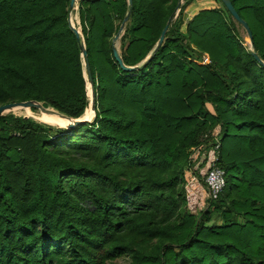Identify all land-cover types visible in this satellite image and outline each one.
I'll use <instances>...</instances> for the list:
<instances>
[{
	"label": "trees",
	"instance_id": "1",
	"mask_svg": "<svg viewBox=\"0 0 264 264\" xmlns=\"http://www.w3.org/2000/svg\"><path fill=\"white\" fill-rule=\"evenodd\" d=\"M193 1L79 2L96 119L67 130L0 117V264H264V0H230L251 48L227 10L198 12L183 33ZM70 2L0 0V106L84 115ZM127 16L130 72L113 54ZM214 137L225 187L211 200Z\"/></svg>",
	"mask_w": 264,
	"mask_h": 264
},
{
	"label": "water",
	"instance_id": "2",
	"mask_svg": "<svg viewBox=\"0 0 264 264\" xmlns=\"http://www.w3.org/2000/svg\"><path fill=\"white\" fill-rule=\"evenodd\" d=\"M220 1L224 5L226 10L230 13L232 18L239 25H241L243 27V29L246 31V34L248 35V38L250 41V44L252 45V35L250 32V29L247 26V24L238 16V14L236 13L235 9L233 8L230 0H220ZM129 2H131V0H129ZM74 4H75V0H71V2H70V9L71 10L73 9ZM127 21H128V16L125 17L124 21L122 22V25L120 27V31L123 30ZM169 22L170 21H168L167 25L164 27V29L161 32L160 38H159L157 45H156V49L161 47V45L165 41V36H166L167 30L169 27ZM69 24H70L71 29L75 33L77 39L80 41V51H81L82 65H83V69H84L83 75H84V79H85V88H86V97H87V104H86V108L84 111V115L79 119H74V118H70V117L63 115L60 112H58L52 108H49V107L45 108L42 103H39L36 101H27V102L10 103V104H5V105L0 106V117L10 115V114H16V112H18V111H24L26 113V115L24 116L26 119L27 118H33L34 120H36L42 124L53 126V127L60 128V129H67V130H71L80 124H91L95 121V119H96V96H95V91L93 88V83H92V79H91V75H90V69H89L87 53L85 50V44H84L83 37L81 36L80 31L77 28L72 26L70 19H69ZM113 54H114L115 61L118 63V65L122 69L129 71V72L138 69V67L125 68L121 57L118 55V53L115 49L113 51ZM254 57L257 61L262 63L260 58L256 54H254ZM32 109L37 110L40 114V117L33 116ZM88 109H91V111L93 113V116L91 118H85L84 117L87 114ZM46 117H52L56 120L63 121L64 124L61 125V124L56 123V122L54 123L53 121H48L46 119Z\"/></svg>",
	"mask_w": 264,
	"mask_h": 264
},
{
	"label": "rangeland",
	"instance_id": "3",
	"mask_svg": "<svg viewBox=\"0 0 264 264\" xmlns=\"http://www.w3.org/2000/svg\"><path fill=\"white\" fill-rule=\"evenodd\" d=\"M78 1H80V0H75L74 7H73L72 12L70 14V21L72 23V26L77 28L80 31L81 36L83 37L82 31H81V27H80V21H79V17H78V13H77L78 4H79ZM215 2L217 3L218 9H210V10H219V11L223 12L225 18L227 20H229V16H228V14L226 12V8L221 3V1L220 0H215ZM182 3H183V0H181L180 4H182ZM186 9L183 12L184 25L181 27V31L183 33L185 32L188 23L193 18V16L191 18H189L190 14H192L194 12V11H190V13L187 15V13H186L187 10ZM178 15H179V11L176 10L174 20L177 18ZM174 24H175V22H174ZM121 25H122V23L120 24V27H121ZM238 28H239V33H240V36H241L240 39L242 40L244 46L251 48V44H250L248 35L246 34V31L242 27H238ZM124 31H125V26H124L122 31H120V29H119L118 33L114 36L115 50L117 51L119 56L124 52V49L126 48V46H125L126 44L122 40V37L124 35ZM203 62H204V58H203ZM15 115L17 117H21V116H25L26 113L24 111H18V112H16ZM33 116L40 117V114H39L38 111L37 112H33ZM187 178L189 179L190 177L187 175ZM188 179H187L186 182L189 181ZM214 219H216V217H214ZM115 264H128V260L127 259H119V260H117L115 262Z\"/></svg>",
	"mask_w": 264,
	"mask_h": 264
},
{
	"label": "built area",
	"instance_id": "4",
	"mask_svg": "<svg viewBox=\"0 0 264 264\" xmlns=\"http://www.w3.org/2000/svg\"><path fill=\"white\" fill-rule=\"evenodd\" d=\"M83 0H80L78 2H81ZM205 64L209 63V60L207 58H204ZM206 138V136H204ZM215 144L212 148V157L209 160V166L206 171L205 177H204V184L206 187L207 194L211 200H216L218 196L222 193L224 187H225V173L224 171L218 166V160H219V140L217 137H214ZM200 149H194L193 153L194 156H196V153ZM204 159V158H203ZM190 184L196 183L197 179L193 176H191L189 180Z\"/></svg>",
	"mask_w": 264,
	"mask_h": 264
},
{
	"label": "crops",
	"instance_id": "5",
	"mask_svg": "<svg viewBox=\"0 0 264 264\" xmlns=\"http://www.w3.org/2000/svg\"><path fill=\"white\" fill-rule=\"evenodd\" d=\"M210 9H218V6L215 0H194L193 2H191L190 5L187 6L186 13L188 15L190 11H194L189 16V18H191L192 16L196 15L198 12L202 10H210ZM203 158L204 156L201 157V159Z\"/></svg>",
	"mask_w": 264,
	"mask_h": 264
},
{
	"label": "bare ground",
	"instance_id": "6",
	"mask_svg": "<svg viewBox=\"0 0 264 264\" xmlns=\"http://www.w3.org/2000/svg\"><path fill=\"white\" fill-rule=\"evenodd\" d=\"M89 91H90V90H89ZM92 116H93V113H92L91 109H88L87 114H86L84 117H85V118H91ZM46 119H47L48 121H53L54 123L56 122V123H59V124H61V125L64 124L63 121L56 120V119H54V118H52V117H46Z\"/></svg>",
	"mask_w": 264,
	"mask_h": 264
}]
</instances>
